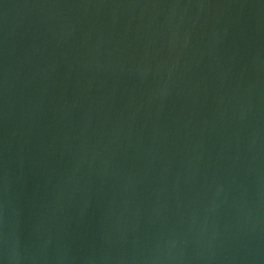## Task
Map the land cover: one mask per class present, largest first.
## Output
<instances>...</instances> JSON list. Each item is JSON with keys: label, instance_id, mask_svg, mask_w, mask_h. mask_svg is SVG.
<instances>
[{"label": "water", "instance_id": "1", "mask_svg": "<svg viewBox=\"0 0 264 264\" xmlns=\"http://www.w3.org/2000/svg\"><path fill=\"white\" fill-rule=\"evenodd\" d=\"M0 264H264V0H0Z\"/></svg>", "mask_w": 264, "mask_h": 264}]
</instances>
